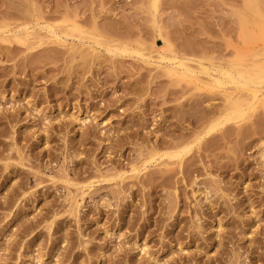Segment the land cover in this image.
Masks as SVG:
<instances>
[{
	"label": "rangeland",
	"instance_id": "obj_1",
	"mask_svg": "<svg viewBox=\"0 0 264 264\" xmlns=\"http://www.w3.org/2000/svg\"><path fill=\"white\" fill-rule=\"evenodd\" d=\"M247 1L0 0V264H264V98L223 121L220 90L157 64L264 62Z\"/></svg>",
	"mask_w": 264,
	"mask_h": 264
},
{
	"label": "bare ground",
	"instance_id": "obj_2",
	"mask_svg": "<svg viewBox=\"0 0 264 264\" xmlns=\"http://www.w3.org/2000/svg\"><path fill=\"white\" fill-rule=\"evenodd\" d=\"M158 5V0H149V7L153 13L156 12ZM257 3L254 0H248L246 4V10L254 16H256V22L254 25V31L256 35L254 37H260L261 34L264 32V16L260 15L257 10ZM47 35L50 36L56 42L62 41V38H74L75 34H78V40H81V35L83 34L78 26L75 23L70 24L64 31L63 34H57L49 25L43 26L41 28ZM16 31L11 30H4L2 34L7 35H14L12 39L16 42L23 43L22 40H30L33 37L34 33L30 30V28H23L18 31V35L15 33ZM21 34V35H20ZM22 39V40H21ZM92 43L95 45H99L100 43L97 41L96 37L92 38ZM108 53H115L117 50H112L109 46L105 49ZM121 53H126L127 50L121 49ZM191 60L178 58L174 54H170L169 56L160 55L157 60V64L163 63L164 66L162 67L164 73L175 79H182V80H191L194 82H199L205 88H208L209 91H213L214 89L220 90L222 92L225 104V111L222 113V120L223 121H242L245 119L247 113L253 109L255 105L260 103L261 99L264 98L263 93H261L262 88L260 87L264 84V62L255 64L254 66L248 69H241L238 63V58L232 62L230 65L231 69L225 70L222 68L213 69L214 76L210 75L208 69L198 66L197 68H193L189 65ZM204 75L206 76L205 80L200 81L199 76ZM227 85H233L234 92L231 91L230 93H226L225 87ZM253 85L255 88H252L248 91V96L251 98V105L243 106V101L241 100V96H239L238 92H245L239 89L240 86H249ZM236 91V93H235ZM234 93V94H233ZM247 93L245 92V96ZM79 124H84V118L76 117L74 119ZM184 153L183 150L181 151H174L172 153H166L160 155L159 158L166 157L167 159H177L179 160ZM154 156H150L147 161H144L139 166H132L130 172L135 175H139L141 171L145 170L152 161L154 162Z\"/></svg>",
	"mask_w": 264,
	"mask_h": 264
}]
</instances>
